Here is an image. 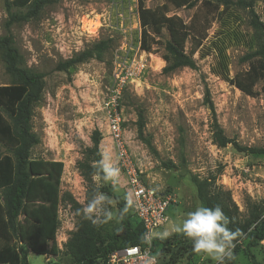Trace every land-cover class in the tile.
<instances>
[{"label": "rangeland", "instance_id": "1", "mask_svg": "<svg viewBox=\"0 0 264 264\" xmlns=\"http://www.w3.org/2000/svg\"><path fill=\"white\" fill-rule=\"evenodd\" d=\"M50 1L37 20L11 28L25 67L46 74L42 100L32 119L33 131L40 140L32 156L64 164L55 240L59 252L56 256L30 254L29 264H74L66 246L77 231L78 217L69 198L84 207L89 186L78 163L84 159L85 149L92 146L95 129L113 143L104 103L113 85V67L118 61L115 55L122 58L121 47L136 46V41L145 50L143 31L151 46L145 50L151 55L149 68L123 90L120 111L133 165L142 169L148 186L172 197L168 220L160 232L170 231L173 222L180 223L201 206L192 175L216 177V184L230 192L240 220L248 217L249 204L264 210V156L239 152L231 144L222 148L214 142L213 114L207 103L209 93L217 121L228 138L248 148L264 146V83L257 86L259 95L250 97L212 72L217 49L227 57L230 78L247 69V64L240 62L253 35L246 12L228 13L221 24L218 16L222 6L205 0L191 8L188 5L193 0ZM255 10L264 22V0L256 3ZM144 17L148 26L143 30ZM6 20L5 0H0V36L6 34ZM108 38L113 44L102 60L92 59L66 72L57 71L60 62ZM168 41L192 57L197 69L165 73ZM10 82L0 57V85ZM140 112L145 119L144 135L151 139L157 155L138 138ZM0 151L4 153L1 146ZM169 162L175 168H167ZM126 181L123 172L105 181L110 195L103 194L104 213L97 222L106 232L119 224L121 210L116 198L129 202ZM92 184L100 186L97 178ZM132 222L135 224L133 218ZM176 234L182 233L173 232L167 238ZM65 236L67 241L61 242ZM238 244L236 264H252L246 252L247 240L241 239ZM184 246L188 251L171 249L161 256L159 264L168 262L171 256L175 257L173 264H217L207 254L195 253L190 239H185ZM252 252L264 264V241Z\"/></svg>", "mask_w": 264, "mask_h": 264}, {"label": "trees", "instance_id": "2", "mask_svg": "<svg viewBox=\"0 0 264 264\" xmlns=\"http://www.w3.org/2000/svg\"><path fill=\"white\" fill-rule=\"evenodd\" d=\"M202 0H193L188 7H194ZM222 6L218 19L222 24L225 16L233 11L246 12L248 27L252 31L251 39L246 43L248 52L240 58L247 64V69L230 78L229 65L222 50L216 51V61L212 72L223 80L230 82L241 92L250 97H257V86L264 83V22L258 16L255 6L259 0H205ZM50 0H5L7 20L6 34L0 36V57L5 72L10 77V84L0 85V264H29V254L38 256L53 255L59 252L55 240L59 228V206L61 202V181L64 164L53 160L34 158L32 151L39 143V137L33 131L32 119L34 109L42 100L46 74L25 67V59L15 44L11 28L37 20ZM142 29L148 26L144 20ZM147 33L143 31V48L147 51L151 46L146 41ZM113 39L100 40L70 59L60 62L57 71H68L79 64L96 59L102 60L103 55L112 47ZM165 57L167 65L165 73H172L180 68L197 69L196 61L180 50L175 44L166 42ZM264 89V86H263ZM213 117L211 131L214 142L222 148L233 145L239 152L264 156V146L244 147L235 140L228 138L217 121L213 101L207 98ZM145 119L138 114V138L147 148L157 155L150 138L144 135ZM102 134L95 129L91 136L92 146L83 153L84 159L78 163L81 176L89 184L86 192V204L96 195H110L105 184L106 173L100 167L102 153L100 145ZM167 168H175L171 162ZM94 178L100 186L93 185ZM191 180L197 189L201 206L214 208L220 206L227 217L226 227L239 235L233 241L232 256L226 258L224 264H236L240 253L238 242L247 240L246 252L252 264H261L252 249L264 241V210L255 204H249V215L244 220L237 217L238 210L233 204L229 191L216 184V177L204 179L196 175ZM77 213L78 228L71 236L66 254L74 264H106L109 256L120 249L134 246H145L141 238L145 234L143 224L134 216L128 202L116 198L121 210L119 224L112 231L106 232L95 219L86 218L82 213L83 206L73 198H69ZM132 218L135 224L132 222ZM186 237L183 234L169 238L154 240V253L158 264L161 256L171 249L188 251L184 246ZM175 263L171 256L164 264Z\"/></svg>", "mask_w": 264, "mask_h": 264}, {"label": "built area", "instance_id": "3", "mask_svg": "<svg viewBox=\"0 0 264 264\" xmlns=\"http://www.w3.org/2000/svg\"><path fill=\"white\" fill-rule=\"evenodd\" d=\"M140 33L141 31H139V39ZM135 45L121 47L122 58L119 57V54L115 55L118 61L115 62L113 67V85L110 96L106 98L104 104L107 127L117 156V168L119 172H123L127 177L128 204L132 207L137 221L143 224L145 233L159 232L168 220L167 211L172 203V197L170 194L155 190L144 182L142 169L137 166L138 164L133 165L134 158L128 148L122 127L123 117L120 111L122 92L127 86L138 81L137 79L145 74L149 68L151 58V55L141 48L139 41H136ZM155 239L153 238L150 243L145 242L144 247H127L113 252L106 264H144L146 253L151 257H155L158 264L157 255L154 253ZM66 241L65 236L61 242L65 243ZM60 243L58 247H61Z\"/></svg>", "mask_w": 264, "mask_h": 264}, {"label": "clouds", "instance_id": "4", "mask_svg": "<svg viewBox=\"0 0 264 264\" xmlns=\"http://www.w3.org/2000/svg\"><path fill=\"white\" fill-rule=\"evenodd\" d=\"M101 169L106 173L105 179L114 178L119 173L115 166L113 158L109 154H104L100 161ZM106 197L103 194L96 195L83 208L82 213L86 218L97 219L104 213L103 203ZM110 217V213H107ZM227 217L222 208L198 206L194 211L187 214V217L180 223L173 222L171 230L165 229L163 232H147L142 236V240L150 243L153 238H167L173 232L182 233L186 238L192 241V248L195 253H204L217 262L224 264L226 258L232 256L233 241L239 235L230 231L226 227ZM144 264H157L156 258L145 254Z\"/></svg>", "mask_w": 264, "mask_h": 264}, {"label": "crops", "instance_id": "5", "mask_svg": "<svg viewBox=\"0 0 264 264\" xmlns=\"http://www.w3.org/2000/svg\"><path fill=\"white\" fill-rule=\"evenodd\" d=\"M100 150H101L102 156L104 154L111 155V157L113 158V161L115 163V166L117 165V156H116L115 148H114L112 141H110L108 138H103L101 145H100ZM112 152H114V154ZM160 230H159V232H160ZM30 254H32V253H30Z\"/></svg>", "mask_w": 264, "mask_h": 264}]
</instances>
